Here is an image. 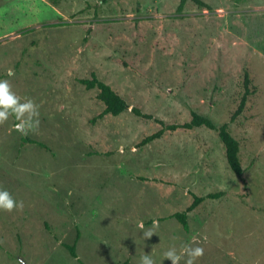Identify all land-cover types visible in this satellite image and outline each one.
I'll list each match as a JSON object with an SVG mask.
<instances>
[{"label": "rangeland", "instance_id": "obj_1", "mask_svg": "<svg viewBox=\"0 0 264 264\" xmlns=\"http://www.w3.org/2000/svg\"><path fill=\"white\" fill-rule=\"evenodd\" d=\"M199 1L209 9L192 0H0V79L40 113L27 135L14 117L0 123V189L24 204L0 211V264H141L144 255L171 264L169 249L185 264V246L204 249L194 264H264V0ZM244 70L255 93L229 123L241 179L214 131L139 145L160 125L132 107L165 124L194 111L220 125ZM92 73L126 112L98 117L97 91L78 82ZM218 192L187 214L185 232L174 214L190 194Z\"/></svg>", "mask_w": 264, "mask_h": 264}, {"label": "trees", "instance_id": "obj_2", "mask_svg": "<svg viewBox=\"0 0 264 264\" xmlns=\"http://www.w3.org/2000/svg\"><path fill=\"white\" fill-rule=\"evenodd\" d=\"M181 1L182 3L184 2V0ZM192 1L196 3L199 7H205L206 9H209L206 4L202 3L199 0ZM180 9L181 7L178 8V11H180ZM78 82L79 84L84 86L86 90L95 89L97 91L96 98L103 106V110L101 114L98 115V117H102L104 115L118 116L119 114L126 112L129 108L126 101L109 85L99 80L94 73H92L87 79H79ZM254 93L255 89L251 86L249 72L247 70H244L242 78V94L238 100L236 108L230 114L229 121L220 125H215L209 118H207L206 116H202L194 111L190 112V118L186 122L165 124L163 121L156 119L149 114L142 113L138 108L132 107L130 111L135 117H138L142 120L153 121L154 123L160 125V128L158 130L145 136L140 141L139 145L143 146L157 139H160L162 135L166 132H175L177 130L192 131L193 129L197 128H204L209 131H214L217 133L219 142L222 145V148L224 149L227 167L234 176H236L238 179H241L243 175V169L241 167V162L239 158V143L233 137L230 131L229 123L234 122L237 117L241 115V113L245 109L249 97ZM25 142L30 144H36L41 148H45L42 144L33 140L24 139L23 143ZM221 193L222 192L209 193L206 196H197L195 194H190L192 197L190 205L182 212L175 213L174 218L181 225L182 229L185 232H188L187 214L194 210L200 203H202L206 199H216L220 197ZM78 238L79 234L77 232L76 241L78 240ZM64 247L69 252L71 257L77 258L75 253V245H64Z\"/></svg>", "mask_w": 264, "mask_h": 264}, {"label": "clouds", "instance_id": "obj_3", "mask_svg": "<svg viewBox=\"0 0 264 264\" xmlns=\"http://www.w3.org/2000/svg\"><path fill=\"white\" fill-rule=\"evenodd\" d=\"M9 76H12L13 70L9 69ZM39 105L32 99L26 98L21 101V97L16 95L11 90V85L8 80L0 79V123L7 121L9 117H14L19 121L13 125L17 132L22 135H27L29 131L34 130L39 126ZM23 201L16 200L7 189H0V211L11 212L13 209H23ZM153 224H158V221H153ZM143 227V224L140 225ZM152 232H146V237H151ZM186 255L185 264H194L195 260L204 254L202 247L185 246L182 249ZM164 257L171 260V264H179L182 256L177 254L174 249H169L164 253ZM141 264H155L154 260L149 255L141 257Z\"/></svg>", "mask_w": 264, "mask_h": 264}]
</instances>
